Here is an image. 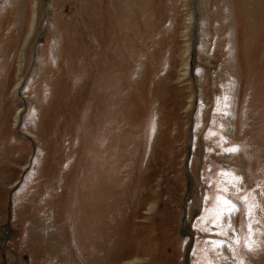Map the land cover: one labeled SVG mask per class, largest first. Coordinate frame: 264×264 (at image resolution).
Wrapping results in <instances>:
<instances>
[{
	"label": "rangeland",
	"instance_id": "rangeland-1",
	"mask_svg": "<svg viewBox=\"0 0 264 264\" xmlns=\"http://www.w3.org/2000/svg\"><path fill=\"white\" fill-rule=\"evenodd\" d=\"M190 244L264 264V0H0V264Z\"/></svg>",
	"mask_w": 264,
	"mask_h": 264
},
{
	"label": "water",
	"instance_id": "water-1",
	"mask_svg": "<svg viewBox=\"0 0 264 264\" xmlns=\"http://www.w3.org/2000/svg\"><path fill=\"white\" fill-rule=\"evenodd\" d=\"M186 234H187V233H186ZM189 250H190V247H189V249H188V251H187V253H186L184 264H188Z\"/></svg>",
	"mask_w": 264,
	"mask_h": 264
}]
</instances>
